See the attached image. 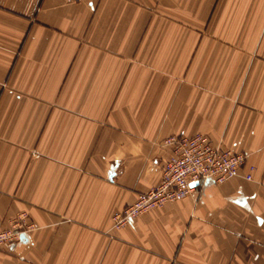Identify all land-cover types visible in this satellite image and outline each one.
<instances>
[{
    "label": "crops",
    "instance_id": "0c3cea01",
    "mask_svg": "<svg viewBox=\"0 0 264 264\" xmlns=\"http://www.w3.org/2000/svg\"><path fill=\"white\" fill-rule=\"evenodd\" d=\"M201 132L253 180L113 227ZM115 167V175L108 171ZM0 264H264V0H0Z\"/></svg>",
    "mask_w": 264,
    "mask_h": 264
},
{
    "label": "built area",
    "instance_id": "2783aa9c",
    "mask_svg": "<svg viewBox=\"0 0 264 264\" xmlns=\"http://www.w3.org/2000/svg\"><path fill=\"white\" fill-rule=\"evenodd\" d=\"M161 144L169 152L160 165V181L112 216L115 229L128 225L142 213L184 199L208 180L212 183L237 177L253 180L255 166L248 163L246 152L224 147L221 141L215 143L204 133L172 134ZM32 227V223H16L0 229V246L19 240L20 233Z\"/></svg>",
    "mask_w": 264,
    "mask_h": 264
},
{
    "label": "water",
    "instance_id": "95a60500",
    "mask_svg": "<svg viewBox=\"0 0 264 264\" xmlns=\"http://www.w3.org/2000/svg\"><path fill=\"white\" fill-rule=\"evenodd\" d=\"M116 165H117V164H116V162H115L114 165H112L111 168H110V170L108 171V176H109V178H112V177L115 175V167H116ZM208 183H212V181L208 180V181L205 183V185L208 184ZM25 236H26V233H20V235H19V241H20L21 239L25 238Z\"/></svg>",
    "mask_w": 264,
    "mask_h": 264
}]
</instances>
